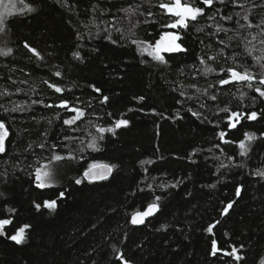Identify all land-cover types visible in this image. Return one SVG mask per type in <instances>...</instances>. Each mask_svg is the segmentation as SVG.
I'll return each instance as SVG.
<instances>
[{
	"label": "trees",
	"instance_id": "16d2710c",
	"mask_svg": "<svg viewBox=\"0 0 264 264\" xmlns=\"http://www.w3.org/2000/svg\"><path fill=\"white\" fill-rule=\"evenodd\" d=\"M169 2L6 3L0 49L11 52L0 55V121L9 135L0 153V220L11 224L0 235V264L264 261V97L255 90H264V0L211 7L186 0L204 9L186 28L170 27L178 17L160 7ZM168 32L183 50L163 53L162 62L148 48ZM229 69L251 72L252 87L221 84ZM73 109L83 115L64 123ZM232 112L243 117L235 128ZM121 119L128 124L117 128ZM245 133L256 140L241 154ZM98 164L112 174L85 180ZM45 166L53 183L40 188L36 173ZM52 200L55 209L45 207ZM154 203L159 212L133 225L132 215ZM20 228L25 238L17 243L9 237ZM213 241L221 249L215 256ZM234 249L239 261L225 255Z\"/></svg>",
	"mask_w": 264,
	"mask_h": 264
},
{
	"label": "snow or ice",
	"instance_id": "6c2138e0",
	"mask_svg": "<svg viewBox=\"0 0 264 264\" xmlns=\"http://www.w3.org/2000/svg\"><path fill=\"white\" fill-rule=\"evenodd\" d=\"M203 4L208 5L209 7H211L214 3V0H202ZM221 3H223V0H220ZM160 7L163 9H166L168 13H170L171 15L178 17V19L175 21V23L171 24L170 27L172 28H177V27H187L188 20H196L198 16L203 15L204 9L202 7H194L191 4L187 3L186 0L185 2H182V0H170L169 3H161ZM0 8H2L3 10L0 11V30H3V25L5 24V16L11 13V7L9 5H6L4 3V0H0ZM126 11H132V9H127ZM237 15H239V13H237ZM225 19H231V17H225ZM244 19L247 20L248 17L244 16ZM168 39H169V43H166L163 45V47L161 46V44L158 42L155 46V50H156V55L154 56L155 59L160 60L162 62H166L164 61V58L162 56H160L158 53L159 51H168V52H174V51H181L183 50L181 48V45L176 43V41L179 39V36L175 35V34H168ZM134 43L136 41H133ZM261 43H264V41H261ZM27 46V45H26ZM31 51L36 54L39 55L38 52H36L35 49H31ZM11 52V49H8L7 51H4L2 49H0V55H7ZM74 55H79L78 53L74 54ZM203 63V61H201ZM264 67V66H262ZM206 71H212V69L208 68L206 69ZM230 73V78L229 79H223L220 81L221 84H229L233 81H247L249 82L248 86L252 87L251 81L255 80L256 77L249 71L245 70L243 72L237 71L235 69H229L228 70ZM57 75H60L59 73H57ZM259 83L264 85V77H262L259 80ZM51 87L55 88L56 92H61L63 91L61 88L56 87L55 85H51ZM257 92H259L260 96L264 97V90H261L260 88H256L255 89ZM97 91H99V89H97ZM107 97H104V100L107 101ZM142 99V98H141ZM212 99H215V97H212ZM51 107V105H49ZM60 107H67V102H63ZM73 111L77 112V115L75 117H73L70 120H66L64 121V123L66 124H73L75 123V121L77 119H79L83 113L80 112L79 110L73 109ZM222 111L227 112L228 109H222ZM243 117L241 116L240 113L238 112H232L231 115L229 116V128H235L236 127V123H238L240 121V119H242ZM247 118L250 120H255L257 118V113L256 112H251L250 114H247ZM235 119L236 123H232L231 121ZM128 121L127 120H118L116 121V127H121L122 125H127ZM99 131L104 132L106 131L105 129H100ZM9 135L8 129L6 127V125L4 124L3 121H0V153L5 151V140L7 139ZM222 138L226 135L225 132H221L219 134ZM246 139L248 141H252L255 139V135L252 133H245ZM228 142V141H225ZM94 144H90L89 147H94ZM241 149H244L245 152L247 151V147H246V143L245 141H241L239 144ZM56 160H61L62 157L61 156H56L55 157ZM111 169L106 168L104 172H94L92 169H89L87 172H85V176L89 177L90 179H104L106 178L108 172H110ZM258 175H262L264 176V172L258 173ZM51 178V173L48 171H42L40 169L37 170L36 173V179L38 181L37 187L40 188H44V187H48L51 186L48 181ZM81 181L77 180L76 183H80ZM61 195H63L61 193ZM236 195L239 196L240 195V189H237L236 191ZM159 199V198H157ZM37 208L40 207L39 204L36 205ZM45 207L49 208V209H55L56 207V201L52 200V201H46L45 202ZM232 207V203H229L227 205V208H231ZM159 210V206L157 204H152L149 206L148 211L146 212H139L136 213L133 218H132V223L133 224H139V223H143V220L145 217L152 215L153 211H158ZM225 211L227 212V209H225ZM11 224V220L8 219H4V220H0V235H5L6 233L3 231L4 227L6 225ZM209 231H211V228H209ZM25 234V228H20L17 233L15 235H11L9 238L17 243H22L24 241V236ZM217 251H221V249H219L216 245V242L213 241V251H212V255L215 256L217 255ZM238 250L234 249L232 252H226L225 255H229V256H234L235 259L237 261H239L240 259H242V257L237 253ZM120 259L123 260V255L121 254ZM125 264H127V261H125ZM261 264H264V261H261Z\"/></svg>",
	"mask_w": 264,
	"mask_h": 264
},
{
	"label": "rangeland",
	"instance_id": "374dc122",
	"mask_svg": "<svg viewBox=\"0 0 264 264\" xmlns=\"http://www.w3.org/2000/svg\"><path fill=\"white\" fill-rule=\"evenodd\" d=\"M4 3H5V4H6V3H10V0H4ZM2 10H3V9L0 8V11H2ZM168 34H175V33H174V32H168V33H165V34H164V36L158 41V42L161 44L162 47H163L164 44L169 43ZM175 35H176V34H175ZM158 42H157V43H158ZM157 43H156V44H157ZM176 43H178V40L176 41ZM156 44H155L154 46H149V48H148L149 52H150L151 54H153V55H156V54H157V53H156V50H155V46H156ZM165 52H168V51H159L158 54L161 56V55H162L163 53H165ZM231 122H232V123H236L235 119H233ZM105 130H106V129H105ZM116 130H117L116 127H113V128L108 129V130H106V131H104V132H111V133H114ZM252 134H253V133H252ZM254 135H255V134H254ZM255 140H256V136H255V139L252 140V141H248V140L245 138L243 141H245V143H246L247 151L245 152L244 149H241L240 146H238L239 152H240L241 154H246V153H248L249 150L251 149V147H252V145H253V143H254ZM41 170H42V171H48V172L51 173V178H50V180L48 181V183H49V184H52V183H53V177H52L51 169H50L48 166H45V167H44L43 169H41ZM123 264H125V262H124ZM127 264H129V263H127Z\"/></svg>",
	"mask_w": 264,
	"mask_h": 264
},
{
	"label": "water",
	"instance_id": "95a60500",
	"mask_svg": "<svg viewBox=\"0 0 264 264\" xmlns=\"http://www.w3.org/2000/svg\"><path fill=\"white\" fill-rule=\"evenodd\" d=\"M106 168L111 169V171L108 172V174H107V176H106V178H108V177L112 174L113 169H112L111 166H109V165H107V164H98V165H94V166L90 167L89 169H92L94 172H104ZM89 169H88V170H89ZM88 170H87V171H88ZM87 171H86V172H87ZM83 177H84L85 180L93 181V182H96V181H99V180H103V179H90L89 177L85 176V173H84ZM106 178H104V179H106ZM154 204H156V203H154ZM151 205H152V204H151ZM157 205H158V204H157ZM149 206H150V205H149ZM149 206H147L144 210L139 211V212H146V211H148ZM158 206H159V205H158ZM159 209H160V207H159ZM139 212H137V213H139ZM158 212H159V210H158V211H153V214H152V215H149V216H147V217L144 218L143 223H139V224H133V223H132V224L135 225V226H141V225L145 224L149 219L153 218ZM135 214H136V213H135ZM135 214L132 215V218H133V216H134ZM132 218H131V222H132Z\"/></svg>",
	"mask_w": 264,
	"mask_h": 264
}]
</instances>
